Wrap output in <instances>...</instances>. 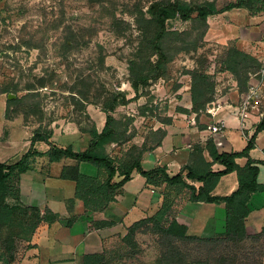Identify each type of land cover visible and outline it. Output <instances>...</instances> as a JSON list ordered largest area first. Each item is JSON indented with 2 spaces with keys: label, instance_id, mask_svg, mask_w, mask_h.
<instances>
[{
  "label": "rangeland",
  "instance_id": "1",
  "mask_svg": "<svg viewBox=\"0 0 264 264\" xmlns=\"http://www.w3.org/2000/svg\"><path fill=\"white\" fill-rule=\"evenodd\" d=\"M160 1L163 0H0V92L6 91L0 93V118L5 106L2 136L9 139L20 127L26 129V133L23 132L26 138L37 131L50 135L67 122L75 123L82 132L89 134L101 119L97 117L94 121L87 107L102 109L114 91L129 93L128 89H133L129 83V64L134 60L147 62L150 55L145 51L138 58L142 32L137 25V16ZM184 1H212L218 8L236 2ZM244 10L248 17L251 16L248 10ZM230 14L226 25L222 24L223 21L221 26L220 21L209 28L203 41L198 43L197 51L176 55L163 65L162 77L154 75L141 86L139 94L145 97V106L151 115L157 108L167 109L171 105L169 96L181 80L185 82L187 77L191 78L187 74L190 70L209 74L204 92L206 99L213 102L229 88L227 86H231L229 74L233 73L223 63L228 50L236 43L224 44L218 40L241 35V26L247 22L243 20L241 9H234ZM262 15L264 12L256 16ZM216 17H210L208 22ZM142 26L146 28L145 24ZM166 28L190 32L193 26L177 17L169 20ZM151 30L154 32L156 27ZM69 35L74 40L67 47ZM197 36V32L192 33L186 43H196ZM31 45L37 48H29ZM151 60L156 59L152 57ZM146 68L150 74L154 73L151 65ZM41 80L48 84L47 87L39 86ZM159 83L161 86L157 87ZM29 86L36 88L32 97L12 103L7 118L8 101L30 93L26 91ZM83 94L88 95L87 101L81 98ZM116 118L119 120L117 138L124 142L127 137L125 129L131 122L124 112ZM107 148L110 154L111 147ZM125 149L122 145V154ZM167 194V202L176 215L179 204L186 197ZM9 202L13 204V201ZM26 214L2 231L0 264H55L34 245L43 224H39L31 210ZM125 237L112 236L105 241L101 251L106 253L104 264H264V235L250 234L244 241H227V236L216 235L198 236L208 241L169 242L148 225L138 229L133 236ZM69 262L85 264L84 256L74 257Z\"/></svg>",
  "mask_w": 264,
  "mask_h": 264
},
{
  "label": "crops",
  "instance_id": "2",
  "mask_svg": "<svg viewBox=\"0 0 264 264\" xmlns=\"http://www.w3.org/2000/svg\"><path fill=\"white\" fill-rule=\"evenodd\" d=\"M230 13L232 11L217 15L215 20L209 21V28L220 21V25L223 21L222 24L226 25ZM247 13L241 9L243 20L247 22V25L241 26V35H229L218 41L224 44L235 42L236 45L233 47L261 63L264 60V15L250 14L248 17ZM253 72L252 74H255L257 71ZM229 77L231 86H227L229 88L223 91L213 105L197 112L193 111L191 78L187 77L185 82L181 80L176 90L169 96L171 105L167 109L157 108V111H153L154 115L147 110L145 97L139 94L135 99V91L128 89V99L132 101L128 105L119 106L112 113L117 122V133L119 120L116 116L124 112L129 118L131 124L129 122V127L125 129L126 140L123 142L118 139L107 145L111 147V153L109 154L107 146L105 153L115 161L116 166L139 158L145 171L164 167L169 176L173 177L185 174L188 165L196 163L202 167L205 162L212 163L210 145L215 146L219 154H232L243 152L252 142L253 148L249 156L237 158L236 163L244 168L249 160L255 162L260 170L258 183L264 186V129L257 131L259 123L264 118V90L261 105L252 111L248 125L243 129L238 119L231 115L230 106H234L246 92L240 91L238 82L232 74H229ZM160 86L161 83L157 84V87ZM87 111L94 121L97 117L101 119L95 128L102 132L107 114L101 108L94 110L87 107ZM1 116L5 117L4 105ZM2 118L0 163L15 164L28 154V169L18 178L20 200H10L14 205L39 208L42 213L49 209L59 217V220L51 225H42L34 244L41 249L44 257L51 258L55 264H69L71 263L69 260L77 256L101 254L107 239L112 236H125L135 223L154 216L167 201V193L181 197L173 189L167 188L165 182L158 185L148 183L146 178L134 169L130 180L104 210L87 209L84 202L77 197V183L70 176L76 173L77 168L80 174L97 179L99 184H103L106 179L105 173L88 162H80L70 157L51 161L50 156L54 148L61 150L70 148L74 153L85 152L92 140L90 133L82 132L75 123L67 122L51 131L49 142L33 141L35 133L24 137L23 132L26 133L24 127L14 130L12 136L6 139L2 136ZM221 121L224 122L223 146L218 147L212 140L209 127ZM122 145L126 147L123 154ZM211 169L220 172L225 167L220 163H214ZM63 173L68 177L64 178ZM123 178L117 174L112 183L117 184ZM187 183L196 188L202 185L195 180H187ZM238 189L239 175L235 171L222 176L212 194L228 197ZM247 206L249 209L245 219L247 234L260 233L264 229V191L253 193ZM176 218L180 224L188 227L191 235H221L226 231L227 207L225 203L189 202L183 199L177 209ZM69 221H72L71 225L68 224Z\"/></svg>",
  "mask_w": 264,
  "mask_h": 264
},
{
  "label": "trees",
  "instance_id": "3",
  "mask_svg": "<svg viewBox=\"0 0 264 264\" xmlns=\"http://www.w3.org/2000/svg\"><path fill=\"white\" fill-rule=\"evenodd\" d=\"M260 4L262 6L258 8ZM234 9H246L251 15L256 16L264 12V0H236V2H231L223 8H218L216 2L212 1L191 3L184 0H163L151 4L146 13L141 11L137 16V25L142 32V40L138 46V58L145 51H148L150 55L148 54L147 62L140 63L134 60L129 64V83L136 93L135 98L139 96L141 86L150 81L151 77L154 75L157 78L163 76L164 64L171 62L176 55L182 52L198 50V43L203 41L209 30L208 19L210 17ZM177 17L184 22H190L193 26L192 31L177 32L167 30L166 23ZM143 24H145L146 28H143ZM154 27H156V30L151 33L150 31ZM194 32L198 33L196 43L187 44L186 39L191 37ZM72 34L73 32L70 31V35ZM70 35L66 42L67 47H70V43L74 40ZM29 48L37 47L31 45ZM152 57H155L156 60L152 61ZM148 64L152 66L153 74H150L146 68ZM223 64L233 73L241 92L248 90L249 74L254 73L253 71H258L260 67V63L256 58L238 50L236 47H231L228 50ZM187 74L192 79L193 111L205 110L207 105L213 102L210 99H206V90L204 88L208 85L210 76L200 70H190ZM47 85L44 80H41L39 84L41 88L47 87ZM34 87H27L26 91L30 93H27L22 98L10 99L8 101L6 109L7 118L9 116L10 105L31 98L32 91L36 89ZM5 92L1 91L0 93ZM81 98L83 101H87L88 95L83 94ZM131 101V99H128V93L125 91H114L110 94V97L102 106V110L107 114L106 125L102 132H98L95 127L89 131L92 140L85 152L74 153L70 148L67 150L54 148L52 150L51 161H58L62 157H70L80 162L91 163L105 173L106 179L103 184H99L97 179L80 174L77 168H75L76 173L70 176L77 183L76 195L84 202L85 207L93 211L104 210L108 203L115 200V195L121 192L125 183L130 180L133 170L137 169L146 178L148 183L158 185L165 182L167 188L173 189L177 195H184L186 201L215 204L225 203L227 207V226L225 233L221 234V236H227V241H244L247 239L249 236L245 227V219L249 214L247 205L252 194L264 191V186L258 183L257 179L260 170L255 162L249 160L248 164L244 168H241L236 163V159L248 157L250 150L253 148V143L250 142L243 152L232 154H219L216 147L210 145L209 151L213 158L212 163L205 162L202 167L196 163L188 165L185 168V174L181 173L173 177L169 176L164 167L145 171L140 164L139 158L127 164L116 166L115 161L105 153V147L118 140L117 122L113 118L112 113L119 106L128 105ZM201 101L204 102L201 103ZM262 129H264V118L259 123L257 131ZM50 135H43L37 131L34 134L33 141L49 142ZM27 159L28 154L15 164L0 163V235L4 229L13 226L17 219L26 217V212L29 210L33 212L39 224L51 225L59 220V217L49 209H46L44 213L35 207H25L22 210V206L9 202L10 199L15 201L20 200L18 178L20 174L26 172L28 169ZM214 163H220L225 169L220 172L212 171L211 167ZM235 171L239 175V189L228 197L213 195V190L221 177ZM117 174L124 178L121 182L113 184L112 180ZM63 177L66 178L68 175L63 173ZM187 180H195L201 182L202 185L196 188L187 183ZM68 224L71 225L72 221H69ZM148 225H151L155 233L167 238L169 242L208 241L189 234L188 227L177 221L176 215L167 201L164 202L162 208L154 216L143 219L131 226L125 239L133 236L141 227ZM263 235L264 229L260 233L254 234V236ZM105 256L106 253L85 255V264H104L106 260Z\"/></svg>",
  "mask_w": 264,
  "mask_h": 264
},
{
  "label": "built area",
  "instance_id": "4",
  "mask_svg": "<svg viewBox=\"0 0 264 264\" xmlns=\"http://www.w3.org/2000/svg\"><path fill=\"white\" fill-rule=\"evenodd\" d=\"M264 90V60L255 74H249L248 90L241 99L231 107V115L238 119L241 128H246L254 109H257L263 99ZM214 103V102H213ZM220 103L218 104V106ZM212 140L218 147L223 146L224 122H218L209 127Z\"/></svg>",
  "mask_w": 264,
  "mask_h": 264
}]
</instances>
